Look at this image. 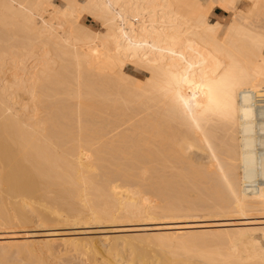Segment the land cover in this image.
Masks as SVG:
<instances>
[{"label":"bare ground","instance_id":"1","mask_svg":"<svg viewBox=\"0 0 264 264\" xmlns=\"http://www.w3.org/2000/svg\"><path fill=\"white\" fill-rule=\"evenodd\" d=\"M59 2L0 0V142L6 143L0 173H10L12 195L0 202V249L16 238L68 240L90 222L100 224V233L121 231L113 227L120 218L144 221L152 212L148 199L134 198L148 191L164 201L171 226L149 221L129 228L146 231L142 236L166 232L152 236L157 257L134 245L121 257L125 264H264L262 220L197 226L204 233L196 234L199 228L179 219L264 214V0H249L246 15L235 12V0ZM215 2L228 11L227 21L210 20ZM82 15L103 30L80 23ZM126 65L145 74L141 83ZM20 91L29 104L15 100ZM188 147L209 163L194 164ZM184 182L185 188L194 182L199 201ZM228 225L236 227L221 228ZM88 244L91 261L117 264L115 254L110 260ZM11 252L3 255L13 258ZM60 257L57 263H66Z\"/></svg>","mask_w":264,"mask_h":264},{"label":"rangeland","instance_id":"2","mask_svg":"<svg viewBox=\"0 0 264 264\" xmlns=\"http://www.w3.org/2000/svg\"><path fill=\"white\" fill-rule=\"evenodd\" d=\"M214 1H216V0H214ZM55 2H57V4L59 3L60 4V2H59V0H55ZM235 12L238 14V15H246V14H248L249 12H250V3H249V0H235ZM209 18H210V20H214V19H218V20H221V21H227L228 19H229V13H228V11L224 8V7H222L221 5H219V4H217L216 2H215V4H214V9L212 10V12L210 13V16H209ZM79 22L80 23H83L84 25H86L87 27H89L90 29H92V30H94V31H101V30H103L102 28H103V26H102V24H101V22L100 21H98V20H96V19H94V18H92V17H89V16H87V15H82L80 18H79ZM99 24H101V25H99ZM40 52H41V50H40ZM31 63V64H30ZM32 64H33V62H31V61H29V63H28V66H32ZM14 70V69H13ZM12 70V71H13ZM33 71V69H30L29 68V71ZM15 71V70H14ZM21 71H18L17 70V73L18 74H22V73H20ZM125 72L128 74V75H131L132 77H134V79H136V81H138L139 83H141V81L145 78V74L143 73V72H141V70L139 69V68H137V67H134L133 65H126V67H125ZM11 73V71L9 72V73H7V74H10ZM8 76V75H7ZM20 94H18V96H17V98L15 99L16 101H18L22 106L25 104H27L28 103V97L26 96V94L24 95L23 94V92H19ZM20 95V96H19ZM35 102L36 103H38V101L37 100H35ZM19 103L17 104V108L19 109V107L21 106H19ZM22 103H24V104H22ZM29 104V103H28ZM24 105V106H25ZM19 106V107H18ZM24 109H25V107H24ZM26 113H27V115L28 116H30V114H31V112L29 111V110H24ZM30 113V114H29ZM33 114V113H32ZM31 114V115H32ZM34 114H36V116L38 115V112H35ZM113 119V116H110V118H109V120H112ZM2 143V144H1ZM6 146V143L5 142H0V150L1 149H4L5 147H3V146ZM186 155L187 156H189L190 158H194L195 159V162H194V164H196V165H200V166H206L208 163H209V160H208V158L205 156V155H203V154H201V152L199 151V150H197V149H195L194 147H188L187 148V150H186ZM3 166V164L0 162V166ZM178 165V163H172L171 164V166L169 167V169L170 170H173V169H175V167ZM1 169H2V167H1ZM2 172V174L0 173V179L2 180V182H1V185L2 186H0V202L2 201V202H4V204L6 203V201H7V203L9 202L8 200H6L7 199V197H8V195H10V194H8L6 191H7V187H8V179H10V177H8L7 175H9L10 173L9 172H7V170H6V172L5 171H1ZM194 176H196L197 177V175H195V174H193ZM4 176H6V177H4ZM186 176H189V175H186ZM191 177H192V175H190ZM187 178V182H189V184L191 183V181H194V179H190L189 177H186ZM193 178V177H192ZM199 178V177H198ZM7 179V180H6ZM196 179V178H195ZM201 179V178H200ZM200 179H198L199 181H197L198 183L200 182ZM187 182H184V186H182V187H184V190L185 191H187L186 193L187 194H189V193H194V195H192V194H190L189 196H194V201H199V200H197V199H200L199 197H201V196H199V195H197V193H198V191H199V189H197L196 190V187L198 186H196V187H194V189L196 190V192L193 190V186H195L193 183L195 182L196 184H197V182H196V180L192 183L193 184V186H192V184H191V188L188 186V187H186L185 188V186H187V185H185V183H187ZM202 183V182H201ZM201 183H199V185L201 184ZM182 185H183V183H182ZM202 185V184H201ZM205 185V184H204ZM204 185H203V187H204ZM203 188L202 186H199V188ZM131 189H136V187L135 186H132V187H130ZM146 193H148V191H144V193L143 192H141V193H135V194H137L138 196H134V198H141L143 201H147L146 199H148V201H147V205H148V207H151L152 208V212H150L149 213V216L147 217V216H144L143 215V217H144V219H145V217H146V220H141V216H129V217H126V218H120L121 219V223L122 224H119L120 223V221H118V222H116V224L118 225L117 227H115V226H113L114 228H122L121 229V231H118V232H115V233H113L112 231H111V233H110V231H103V232H105V233H100V228H102L101 226H99L97 223L95 224V223H92V224H94V225H96V226H94V225H92L91 226V222L90 223H88L87 225L88 226H86V224H84L83 226H84V229L82 228V232H81V230L78 232V236H77V234H75V237H73V235L74 234H72V238H71V236H69L68 238V240H72V241H68L67 240V237H63L62 235H52V237H50V236H48V237H46V238H44L43 240H28V239H26V238H16L13 242H8V243H6L5 245H3V249H4V251H2L3 249H0L1 251H0V257H2V258H0V261L2 262V263H7L8 264V262L12 259V260H16L17 259V261L15 262L14 261V264H27V263H25V262H23V261H25V259H26V262H28V263H31L32 264V262L33 261H35L36 263H38V261H41L42 260V262H40V264H51L52 262V264H60V263H57L58 261H60L59 260V257L61 256L62 257V254H64L63 255V257H62V259H61V257H60V259L61 260H63V258H65L64 260H63V262H66V263H63L62 261V263L63 264H80V261H81V263L82 264H85V263H87V264H90L91 262V264H95V262H96V260H93V258H92V260L93 261H91V255H90V246H89V241H90V243H92V244H90V245H94L95 243L97 244V246H96V244L94 245V246H96V247H99L98 249L100 250V251H102L101 253L102 254H108L109 255V257L107 256V258L108 259H110V260H113V256L114 257H117V264L119 263V264H125L126 262H123V261H121V257H124V254H128L129 252H130V250H132L131 248H133V247H137L139 250V252H140V250H141V252L142 251H144V253H146V252H148V253H150V257H151V260H153L154 259V256H156L157 257V253L155 254L154 253V251L153 250H155V252H156V250L158 251V246L156 245V244H154V239H153V237L156 235V234H159V235H161V234H163L164 233V231L166 232V230H164V229H157V230H154V231H156V233H152V234H148V235H146V236H142L143 234L142 233H145L144 231H133V230H130L131 228L132 229H134V228H136L137 229V227H145L146 225H143V224H139V223H148L149 221H151V222H159L160 224L159 225H161V226H163V227H169V226H171V223H168V222H171V220H172V218H170V219H168L169 217L167 216L168 214L166 213H164V212H166L165 211V205H163V203H164V201H161L160 200V195L158 196V194L157 195H155L154 197H152L154 194H156V193H152V192H150V193H152V196H151V194H149L148 193V195L146 194ZM123 194V193H122ZM195 195H197L196 197H198L197 199H196V197H195ZM12 196V195H11ZM10 196V197H11ZM188 196V197H189ZM10 197H8V199L10 198ZM159 198V199H158ZM190 199L191 198H193V197H189ZM11 199V198H10ZM153 199H154V201H153ZM158 199V200H157ZM141 200V201H142ZM150 200V201H149ZM160 200V201H159ZM32 202H35V203H33L34 205L35 204H37V202L34 200V199H32ZM153 202V203H152ZM161 202V203H160ZM191 202L195 205V204H197L198 205V203H200V202H193V199L191 200ZM6 203V204H7ZM166 203V202H165ZM154 205H156V206H154ZM202 205H204V204H202ZM153 206H154V208H153ZM199 206H201V203H200V205ZM164 207V208H163ZM32 213V212H31ZM31 213L30 212H28V214H30L31 215ZM199 213V214H198ZM197 214L195 213V214H191L190 216L191 217H193L194 216V218H195V216H196V218L195 219H187V218H189L188 216H183V217H185V218H183L182 216H180L179 217V219L181 220V219H184V220H187V222L188 223H186V224H192L193 226H195V228L194 229H197V228H199L198 230H199V232H197L196 230H194L193 228H191V230H194L195 232H197L196 234H198V233H201L202 231H201V229L202 228H204V227H197V226H209V225H213V224H215V223H217V224H229V223H231V222H243V221H261V224H259V225H261V226H264V214L262 213L261 214V216H260V214L259 213H261V212H249L250 214H247L248 216H252L253 217V214H259V216H257V215H255L256 216V218H247V219H240V217H241V215L239 216V214H237L236 215V213H234V214H232V212H231V214L230 213H228V214H226V215H224L225 213H223V216H216V217H214V216H209V218L207 219V217H205V216H203V217H201V214L202 215H205L206 213H201V212H198ZM33 215V214H32ZM200 215V216H199ZM230 215H232V216H230ZM198 216V217H197ZM254 216V217H255ZM187 217V218H186ZM139 219L140 220V222L137 220V219ZM178 218V217H177ZM200 218V219H199ZM204 218H206V219H204ZM258 218V219H257ZM120 219H118V220H120ZM126 219V221H125V223H124V221L123 220H125ZM132 219H133V221L135 220V221H137V222H133L132 221ZM148 219V220H147ZM150 219V220H149ZM174 219V221H176V220H178V219H175V217L173 218ZM198 219V220H197ZM127 220L128 221H130V222H127ZM179 220V221H180ZM184 220H181V221H184ZM194 220V221H193ZM142 221V222H141ZM190 221V222H189ZM192 221V222H191ZM133 223V224H132ZM35 224V223H34ZM173 224H182V223H173ZM36 225H38V223H36L34 226H36ZM89 225L91 226L89 229H88V227H89ZM97 225H98V227H97ZM102 225V224H101ZM54 226H56V225H54ZM82 226V225H81ZM94 226V227H93ZM173 226H175V225H173ZM32 227H33V224H32ZM31 226H30V228H32ZM128 227V228H127ZM227 228V227H230V228H232V227H236V225H228V226H222L221 228ZM33 228H36V227H33ZM85 228L86 229H88L89 231H87V230H85ZM126 228V229H125ZM130 228V229H129ZM212 228V227H211ZM100 229V230H99ZM128 229V230H127ZM138 229H140V228H138ZM98 230V231H97ZM202 230H204V229H202ZM78 231V230H77ZM83 231H84V233H83ZM91 231H93V232H91ZM154 231H152V232H154ZM194 231H193V233H194ZM39 233V231H35V235H37V233ZM47 232H50V231H47ZM52 232V231H51ZM129 232V233H128ZM133 232V233H132ZM139 233V234H136V233ZM158 232V233H157ZM41 233V232H40ZM109 233V234H108ZM147 233V232H146ZM149 233H151V232H149ZM161 233V234H160ZM202 233H204V232H202ZM71 234V233H70ZM140 234H142V235H140ZM39 235H41V234H39ZM69 235V234H68ZM67 236V235H66ZM117 236V237H116ZM127 236H128V238H127ZM153 236V237H152ZM60 237V238H59ZM80 237V240H82V241H79L80 243H78V239L77 238H79ZM81 237H84V238H82L81 239ZM122 237V238H121ZM140 237V238H139ZM143 237V238H142ZM52 238V239H51ZM54 238V239H53ZM73 238H75V239H73ZM114 238V239H113ZM150 238V239H149ZM27 240L28 242H29V245H27L28 244V242H26L25 240ZM120 239L121 240H128L127 241V243L125 242V241H120ZM136 239V240H135ZM143 239H145V240H143ZM20 240H22V241H20ZM47 240H48V242L50 243V241H52L50 244L47 242ZM50 240V241H49ZM66 240V241H65ZM77 242H76V241ZM88 240V241H87ZM133 240V241H132ZM138 240V241H137ZM139 240H142V241H139ZM24 241V242H23ZM42 241H44V242H46L48 245H44L45 243L44 242H42ZM55 242V244H57V241H58V246L60 247V252L63 250L64 251V253H63V251H62V253H60L59 252V250H57V247H55L56 249V251H54V248L52 247V246H54L55 244H54V242ZM65 241V242H64ZM74 241L76 242V243H74ZM134 241L136 242L135 244H134ZM31 242V243H30ZM33 242V243H32ZM38 242V243H37ZM69 242V243H68ZM86 242V243H85ZM88 242V243H87ZM112 242H114V243H112ZM121 244H120V243ZM123 242V243H122ZM124 242L126 243L125 244V247H124ZM129 242H130V244H129ZM138 242V243H137ZM142 242V243H141ZM151 242H152V244H151ZM25 243V244H24ZM35 243L37 244V245H35ZM41 244V246H40V244ZM66 244V247L64 246L65 244ZM78 243V245H73V244H77ZM133 243V244H132ZM12 244H14L13 246H11ZM18 244V245H17ZM20 244V245H19ZM64 244V245H63ZM67 244H68V246H67ZM114 244V245H113ZM116 244V245H115ZM119 244H120V246H119ZM146 244V245H145ZM148 244V245H147ZM9 247H8V246ZM15 245H17V246H15ZM22 245H24L25 247V249H26V251L27 252H30V253H25L24 251H23V249H22ZM39 245V246H38ZM49 245L53 248V250H52V252H51V250H49V248H51V247H49ZM63 245V246H62ZM135 245V246H134ZM143 245H144V248H143ZM7 246V247H6ZM15 246V248H13L12 249V247H14ZM37 246V247H36ZM46 246V247H45ZM74 246H75V249H74ZM111 246H113V247H111ZM115 246V247H114ZM150 246V247H149ZM22 250H20V252H17L18 254H19V256H20V258H18V256H17V253H15L17 250H19V248ZM62 247V248H61ZM118 247V248H117ZM127 247H129L130 248V250H129V248L127 249ZM152 247H154L153 249H152ZM0 248H2V245H1V247ZM7 248H11L10 249V251H12L11 253L13 254V255H15L13 258H11V256H10V259L8 258L9 256V253H10V251H9V253H8V251L7 252H5L6 251V249ZM16 248H17V250H16ZM48 248V249H47ZM51 248V249H52ZM72 248V249H71ZM87 248V249H86ZM114 248V249H113ZM116 248V249H115ZM145 248H147V249H149V250H145ZM156 248V249H155ZM29 249V250H28ZM42 249H43V251H42ZM59 249V248H58ZM62 249V250H61ZM66 249V250H65ZM70 251H69V250ZM89 249V250H88ZM120 249V250H119ZM121 249H122V253H121ZM126 249L128 250V251H126ZM151 249V250H150ZM8 250V249H7ZM16 250V251H15ZM36 250H38V251H36ZM40 250V251H39ZM72 250H74V251H72ZM115 252H114V251ZM13 251H14V253H13ZM32 251H33V254H31L32 253ZM44 251H45V253H44ZM56 252V254H58V252L60 253V256H59V254H58V256L56 255L55 256V253L54 252ZM66 251V252H65ZM116 251L118 252L117 254H116ZM120 251V252H119ZM151 251V252H150ZM152 251H153V253H152ZM5 252V253H4ZM72 253V255H71V253ZM126 252H128V253H126ZM8 255H7V254ZM20 253H23L22 255H20ZM35 253V254H34ZM43 253V254H42ZM49 253H54V255L52 256V255H50ZM67 253V254H66ZM78 253H80L79 255H78ZM110 253V254H109ZM143 253V252H142ZM147 253V255H149ZM3 254H6L8 257V259L5 257L6 255H3ZM25 254V255H24ZM46 254V255H45ZM82 254V255H81ZM113 254H115V255H113ZM111 255H113V256H111ZM25 256H27V257H25ZM37 256V257H36ZM41 256H42V259H41ZM44 256V257H43ZM48 256H50V257H48ZM65 256V257H64ZM69 258H68V257ZM72 256V257H71ZM76 256V257H75ZM80 256V257H79ZM83 256V257H82ZM89 256V257H88ZM4 257H5V259H4ZM29 257V258H28ZM35 259H34V258ZM55 257V258H54ZM57 257H58V260H56L57 259ZM70 257H71V259H70ZM112 257V258H111ZM153 257V258H152ZM45 258V259H44ZM48 258H49V260H48ZM67 258V259H66ZM72 258L74 259V261H75V263H73L74 261L72 260ZM77 258V259H76ZM80 258L83 260V262H82V260H80ZM98 258L100 259V257L98 256ZM106 258V257H105ZM7 259V260H6ZM19 259V260H18ZM22 259V260H21ZM30 259V260H29ZM41 259V260H40ZM43 259H44V261H43ZM53 259V260H52ZM11 260V264L13 263V261ZM27 260H29V261H27ZM38 260V261H37ZM48 260V261H47ZM68 260V261H67ZM69 260H71V261H69ZM80 260V261H79ZM102 259H100V260H98L99 261V263H98V261L96 262V264H105V263H102V262H100ZM20 261L22 262V263H20ZM32 261V262H31ZM46 261V263H44ZM73 261V262H72ZM95 261V262H94ZM120 261H121V263H120ZM0 262V264H2ZM35 262H33L34 264H36ZM70 262V263H69ZM112 264H114L113 262H111ZM39 264V263H38ZM107 264V263H106Z\"/></svg>","mask_w":264,"mask_h":264}]
</instances>
